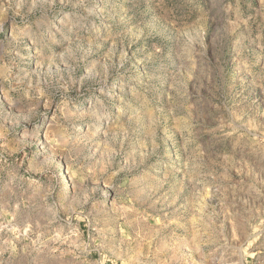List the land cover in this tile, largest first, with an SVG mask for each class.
<instances>
[{
    "label": "rangeland",
    "instance_id": "rangeland-1",
    "mask_svg": "<svg viewBox=\"0 0 264 264\" xmlns=\"http://www.w3.org/2000/svg\"><path fill=\"white\" fill-rule=\"evenodd\" d=\"M0 264H264V0H0Z\"/></svg>",
    "mask_w": 264,
    "mask_h": 264
},
{
    "label": "bare ground",
    "instance_id": "bare-ground-1",
    "mask_svg": "<svg viewBox=\"0 0 264 264\" xmlns=\"http://www.w3.org/2000/svg\"><path fill=\"white\" fill-rule=\"evenodd\" d=\"M66 188V186H64V188L63 189H65Z\"/></svg>",
    "mask_w": 264,
    "mask_h": 264
}]
</instances>
